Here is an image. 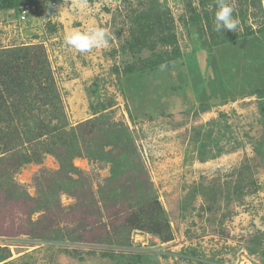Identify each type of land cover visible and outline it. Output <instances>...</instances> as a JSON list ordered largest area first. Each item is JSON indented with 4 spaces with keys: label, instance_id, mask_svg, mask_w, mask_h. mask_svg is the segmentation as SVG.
<instances>
[{
    "label": "rangeland",
    "instance_id": "1",
    "mask_svg": "<svg viewBox=\"0 0 264 264\" xmlns=\"http://www.w3.org/2000/svg\"><path fill=\"white\" fill-rule=\"evenodd\" d=\"M226 2L235 33L214 30L217 0H45L0 11V57L45 60L57 91L42 109L50 82L31 60L37 76L23 74L25 102L7 104L1 135L24 137L21 120L53 115L50 126L75 130L82 148L123 135L134 155L113 180L110 163L85 153L65 169L52 155L21 165L29 145L0 144V248L10 254L1 264H264V0ZM145 11L180 58L151 62L152 49L164 57L171 48L134 44L133 20ZM95 27L114 39L87 53L65 45L70 32ZM96 116L110 126L81 139L78 126ZM135 174L164 209L171 241L123 232L126 202L109 191L136 192Z\"/></svg>",
    "mask_w": 264,
    "mask_h": 264
},
{
    "label": "trees",
    "instance_id": "2",
    "mask_svg": "<svg viewBox=\"0 0 264 264\" xmlns=\"http://www.w3.org/2000/svg\"><path fill=\"white\" fill-rule=\"evenodd\" d=\"M44 1L45 0H0V11L16 10L20 5L36 6L40 2ZM162 17L163 16H160L161 20ZM164 20L165 16L163 17V21ZM156 21L157 17L151 11H145L144 13H140L135 16L132 30L136 28V33L131 34L135 41V45H142L144 48L152 49L153 47H156L157 44H160L166 46L167 49L171 48L172 39L168 40V38L163 37L162 35L152 34L154 28L160 26V19L157 22ZM136 36L140 38L138 41L136 40ZM12 52L13 51H9L8 55L0 57V114L2 111H4L10 115V110L8 109L9 106L7 105L9 103H12V105L13 103H16L14 107H11V109H15L18 107L16 105L25 102L24 94L27 93L28 88L22 84L23 74L25 72L28 73L27 76L25 73L26 79L37 76L34 75L35 72L33 73V70L28 71L31 66V60L33 63H36L33 65L34 67L36 65H43V68L39 69L38 72L39 74L44 72L45 77L47 78L48 82H50L47 86V89L40 92V107L43 109L49 106H54V102L52 103L51 101L53 98H55L57 91L54 86L55 84L52 82L51 78H49L50 76L45 72L48 68L47 62L45 60L39 61V58H35V56L33 59L30 58L31 60L28 62L27 57L20 56L19 52ZM167 52L165 51L164 57H162L161 54L154 53L152 49L150 61L170 62L171 60H177L180 58L179 51L177 50L176 52L174 46L170 50H167ZM116 70L117 68L114 69L115 72H117ZM51 95L53 97H51ZM1 108L6 110H2ZM32 116L33 115L31 114V117ZM37 117L38 120L35 119V117H32L33 120L26 117V120L23 119L20 121L23 125L22 128H25L26 134L24 137L21 135H16V131L13 135L10 134L9 136L6 134L2 136L0 133V144L5 150H15L20 146L22 147L28 144L30 148H26L33 151V155L28 159L20 156L17 162L18 164L24 165L26 163H40L44 156L52 155L57 158L60 166L65 169L70 166V162L73 158L81 157L83 153H85L89 161L94 160L98 162L110 163V171L112 174V179L114 180L117 179L120 174H123V171H125L124 169L128 168L123 164H125L127 160H131V157L134 156L129 153L130 148H126V146L122 145L121 137L123 135L117 136L116 133L112 131L111 134L114 133L113 135L117 136L114 138V143H112L111 137H108V135L104 133L102 136V139L104 140L101 143H95L90 139L92 143H84V147L82 148L78 142L80 135L75 134V130L66 132L61 129L63 126L60 125V123H56L60 127H56L55 125L50 126L53 115L48 116L49 119H46L42 115H38ZM102 118L105 119L106 117L101 116L95 118L90 122L91 124L86 129H82L81 126H78L81 139L83 137H89V135H92L93 133H103L105 125L108 124L106 121H103ZM1 120L2 114L0 115V121ZM82 127L86 126L82 125ZM112 128L114 130L116 125L112 126ZM111 143L112 145L114 144V147L110 151H105V148L110 146ZM10 146L11 148L9 149ZM204 150V146H200L198 148V152L203 158ZM24 151L28 153V150L24 149ZM207 154L208 153H205V155ZM3 162H5L4 159L1 160V163ZM134 176L135 177H132L133 179L131 182L132 185L138 189L136 192L134 191L133 193V189L130 188L124 189L125 186L118 187L120 192H118L116 189L109 191L113 195L115 193L117 194L118 198L114 199L115 201L119 202L122 199L126 202L125 210H128V215L126 218H124L123 223L121 224L123 225V232L128 236L130 232L138 231L152 235L160 239V241L163 243L171 241L172 235L169 228V222L158 198L156 197L155 193L151 191L146 180L139 179L136 174ZM1 180L2 178H0V181ZM1 186L4 185L0 184V187ZM7 189L9 190L10 194L14 193L11 186ZM9 258V251L5 248H0V264L4 263V261L8 260Z\"/></svg>",
    "mask_w": 264,
    "mask_h": 264
},
{
    "label": "clouds",
    "instance_id": "3",
    "mask_svg": "<svg viewBox=\"0 0 264 264\" xmlns=\"http://www.w3.org/2000/svg\"><path fill=\"white\" fill-rule=\"evenodd\" d=\"M214 16V30L218 33L225 31L236 32L239 21L234 17V8L229 6L226 0H217ZM113 35H109L106 29L95 27L86 32L73 31L64 37L67 47L75 49L79 53H87L95 48L105 47L109 44ZM167 64L159 66L160 71L167 68Z\"/></svg>",
    "mask_w": 264,
    "mask_h": 264
},
{
    "label": "built area",
    "instance_id": "4",
    "mask_svg": "<svg viewBox=\"0 0 264 264\" xmlns=\"http://www.w3.org/2000/svg\"><path fill=\"white\" fill-rule=\"evenodd\" d=\"M22 19H24V16H22Z\"/></svg>",
    "mask_w": 264,
    "mask_h": 264
}]
</instances>
